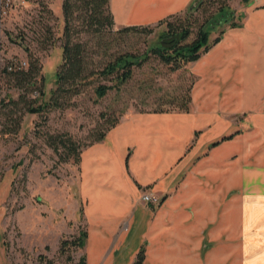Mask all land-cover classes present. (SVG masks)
<instances>
[{
  "label": "crops",
  "instance_id": "0c3cea01",
  "mask_svg": "<svg viewBox=\"0 0 264 264\" xmlns=\"http://www.w3.org/2000/svg\"><path fill=\"white\" fill-rule=\"evenodd\" d=\"M193 1L108 4L124 27L152 25ZM239 18L186 66L189 110L131 113L81 150L84 264H132L141 246L142 264H233L235 204L241 245L264 241V0H250Z\"/></svg>",
  "mask_w": 264,
  "mask_h": 264
},
{
  "label": "rangeland",
  "instance_id": "374dc122",
  "mask_svg": "<svg viewBox=\"0 0 264 264\" xmlns=\"http://www.w3.org/2000/svg\"><path fill=\"white\" fill-rule=\"evenodd\" d=\"M211 1L214 7L223 1L234 21H240L239 13L246 4L240 0ZM61 2L11 0L9 9L0 19L2 62L16 58L25 63L26 69L29 60H36L40 66L33 77V85L28 87L23 84L18 88L5 76L0 78V264H44L43 259L51 264H75L83 257L82 248L65 247L63 253L58 250L61 240H69L78 231H84L82 202L76 196L77 164L71 160L57 162L44 143V135L66 133L83 146L106 128L110 118L119 121L131 113L183 112L178 108L189 95L193 83V76L186 67L170 72L150 57L133 68L131 79L117 91H108L97 98L91 84L82 87L78 95L61 100L63 108L45 114H29L27 109L46 100L53 89L55 72L61 61V48L58 47ZM212 10L211 6L209 11ZM192 12L201 19L200 10ZM214 25L209 40L228 28L227 25ZM120 28L112 26L113 31ZM148 28L149 34L121 36L115 41L114 50L143 51L157 41L164 29L163 25L155 23ZM79 38L87 39L84 34ZM93 60L96 61L95 57L89 61V68ZM186 106L189 110V102ZM238 119L232 121L237 123ZM234 201L238 204L241 199ZM225 202L223 197L219 207ZM219 212H223L222 208ZM234 214L235 233L239 236L234 240L233 264H264V241L255 245L250 240V246L241 245V234L246 231L241 230V209L236 204Z\"/></svg>",
  "mask_w": 264,
  "mask_h": 264
},
{
  "label": "trees",
  "instance_id": "16d2710c",
  "mask_svg": "<svg viewBox=\"0 0 264 264\" xmlns=\"http://www.w3.org/2000/svg\"><path fill=\"white\" fill-rule=\"evenodd\" d=\"M240 1L247 4L250 0ZM213 4L211 0H194L186 10L158 20L155 25H163L164 29L158 34L157 41L141 52H131L114 50L115 41L128 33L149 34L148 27L151 25L124 26L113 31L108 0H62L60 4L62 27L59 37L61 41L58 46L61 48V61L55 72L53 89L49 91L46 100L29 107L27 112L45 114L50 110L63 108L65 100L78 95L82 87L91 84L97 98L103 97L108 91H117L131 79L133 68L140 66L150 57L157 59L170 72L185 68L219 41L223 30L209 40V35L215 28L214 24L227 25L228 28L238 26L223 1L216 3L215 7ZM211 6L214 10L209 11ZM198 10L201 12V19L193 16L192 11ZM205 12L207 14H204ZM80 34L86 35L87 39L80 40ZM26 54L29 57V54ZM94 57L96 61L93 60L89 68V61ZM22 63L25 64L16 58L5 60L0 68V78L5 76L18 88L23 84L25 87L33 85V77L40 70V66L36 64V60H29L27 68L24 69ZM40 80L43 85L42 76ZM39 95L42 97V91ZM188 102L187 94L184 103L178 109L186 112ZM110 119L106 122V128L95 135L87 145L82 146L66 133L46 134L44 143L56 156L57 162L71 160L78 164L81 150L100 141L118 122L117 118ZM85 237V231L80 230L75 237L61 240L59 253H63L65 247L83 248ZM143 258L144 249L141 246L132 264H142ZM43 262L51 264L49 260L43 259ZM75 264H84V257H80Z\"/></svg>",
  "mask_w": 264,
  "mask_h": 264
},
{
  "label": "built area",
  "instance_id": "2783aa9c",
  "mask_svg": "<svg viewBox=\"0 0 264 264\" xmlns=\"http://www.w3.org/2000/svg\"><path fill=\"white\" fill-rule=\"evenodd\" d=\"M10 3L11 0H0V19L6 14L10 7ZM2 63V59H0V68L3 65ZM22 65L24 64L22 63ZM8 70L10 69L8 68ZM140 201L150 206H157L159 203V199L156 196L148 193H142L140 195Z\"/></svg>",
  "mask_w": 264,
  "mask_h": 264
}]
</instances>
